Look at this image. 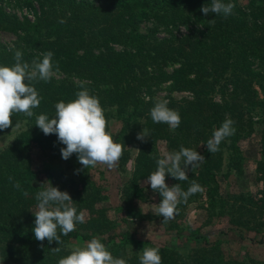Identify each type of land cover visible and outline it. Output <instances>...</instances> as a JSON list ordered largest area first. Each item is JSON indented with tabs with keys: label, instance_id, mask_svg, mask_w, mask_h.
Segmentation results:
<instances>
[{
	"label": "trees",
	"instance_id": "1",
	"mask_svg": "<svg viewBox=\"0 0 264 264\" xmlns=\"http://www.w3.org/2000/svg\"><path fill=\"white\" fill-rule=\"evenodd\" d=\"M24 1L32 3V0ZM35 2L37 9L32 20L27 16L19 18L0 5V30L18 34L13 46L0 50V66H13L17 50L22 53V62L29 65L51 51L53 72L74 75L78 81L52 76L48 82H31L40 98L39 106L32 109L33 116L14 113L12 125L0 130V138L13 129L16 133L0 149V264H58L60 258L73 250L71 243H87L93 238L99 239L114 258L124 259L126 264H140L143 248H158L162 264H264L255 258L227 257L205 239L202 245L182 255L174 248L141 243L129 229L98 234L107 225L93 219L86 221L87 224L80 223L82 227L76 226L68 235H61L59 245L56 241L51 244L47 240L37 241L32 231L38 203L35 195L45 189L36 183V165L41 159L60 157V149L65 147L55 134L44 135L35 125L36 118L41 114L53 118L55 104L76 99L81 85L98 98L106 119V132L113 141L132 144L139 150L134 158L131 186L135 178L147 179L156 170V159L162 158L164 151H179L183 146L196 150L205 161L198 169L187 170V180L178 181L166 174V185L178 183L187 191L195 181L201 188H218L216 173L220 166L226 171L236 168L241 172L243 157L238 143L258 131L256 171L263 187L260 195H248L250 200H244L243 192L235 196L217 194L224 206L239 202L243 211L258 212L263 225L264 115L253 119L247 112L255 106L264 110V98L258 96L256 89L264 94V72L252 67L254 61L264 62V0H248L246 4L222 0L234 4L228 16L203 14L201 7L211 6V0ZM151 19L156 25L167 27L189 24L190 29L179 36L149 38L148 34L139 32L138 26L141 21ZM168 66H172L170 71ZM159 82H168L172 89L188 91L191 95L181 100L150 96L151 85ZM219 88L222 89L220 102L213 99ZM159 100H167V106L179 113L181 123L175 130L152 121L150 109ZM113 114L119 121L116 133L110 131ZM226 119L234 121L235 133L220 143L217 152L209 153L206 143ZM142 130L146 134L144 141L137 139ZM160 144L164 151L162 146L159 150ZM16 182L19 188L13 186ZM92 196L94 192L83 198V206L90 210ZM253 199L256 206L251 203ZM56 247L61 251L53 253L50 249Z\"/></svg>",
	"mask_w": 264,
	"mask_h": 264
},
{
	"label": "rangeland",
	"instance_id": "2",
	"mask_svg": "<svg viewBox=\"0 0 264 264\" xmlns=\"http://www.w3.org/2000/svg\"><path fill=\"white\" fill-rule=\"evenodd\" d=\"M91 4H98L105 0H75ZM246 4L248 0H238ZM0 5L7 11L16 14L19 18L27 16L33 19V13L37 6L35 0L28 3L24 0H0ZM190 29V25H178L167 27L156 25L154 21L143 20L138 26L140 33L148 34L149 38H161L174 34L176 36L187 33L184 29ZM18 41V34L14 32L0 30V50L13 46ZM253 69L264 72V62L254 61ZM172 66H168L170 71ZM54 78L67 77L68 80L78 81L74 75H64L53 72ZM257 94L264 98V94L258 87ZM222 89L219 88L213 94V99L220 102L222 100ZM150 96L156 98L183 99L190 97L188 91H178L172 89L168 82H159L151 85ZM253 119L264 115L261 106H255L247 112ZM119 121L113 114L110 119V131H118ZM14 130V129H13ZM11 130L0 138V149L7 142L11 141L15 134ZM258 130V128H257ZM242 153L241 172L236 168L226 171L219 168L216 178L220 187H204L202 191L188 197L187 201L177 205V212L173 219L167 223H162L163 217L155 215V205L159 204L162 197L159 193L153 192L146 179L135 178L133 180V164L137 147L132 144H123V155L118 166L108 169L106 165L97 164L95 167L83 168L77 156L72 154L67 160L61 156L57 158H44L36 165V183L40 187L47 188L49 183L60 191H66L76 208L77 214L83 213L84 222L93 219V222L106 223L103 233L109 231L120 232L131 230L135 238L141 242H151L158 247L174 248L179 254H186L192 248L202 245L205 240L211 243L214 248H219L227 257L239 260L256 259L264 261V224L260 225V215L255 210L243 211L241 204L230 205L219 200L218 192L228 196L240 195L244 200H250L259 196L262 190V183L257 179L256 161L259 157V134L255 131L251 136L239 141ZM164 151V146L159 145V150ZM198 167L188 166L189 171H194ZM226 171L225 175L222 173ZM138 190H142L138 193ZM92 196L91 210L88 206H83L84 200L89 193ZM90 201V202H91ZM252 205L257 202L253 199ZM219 204L223 205L220 207ZM247 209H249L247 207ZM91 211V212H90ZM93 211V213H92ZM87 224V223H85ZM76 226L82 227L77 223ZM95 228V226H94ZM94 228L91 231H95ZM241 228V229H240ZM86 243H71V248L83 247Z\"/></svg>",
	"mask_w": 264,
	"mask_h": 264
},
{
	"label": "clouds",
	"instance_id": "3",
	"mask_svg": "<svg viewBox=\"0 0 264 264\" xmlns=\"http://www.w3.org/2000/svg\"><path fill=\"white\" fill-rule=\"evenodd\" d=\"M233 8L232 3L225 4L222 0H211V6L203 5L200 11L205 15L211 12L215 15L222 13L228 16ZM210 22L214 21L210 20ZM186 31L187 27L184 29V32ZM53 55L51 51L43 53L42 60H33L29 65L27 62H22V53L17 50L14 53L13 66H0V130L12 125L11 117L14 113L33 116L32 109L39 106L40 98L31 82L40 80L48 82L52 78ZM81 88L82 90L75 94L76 99L55 104L53 118L41 114L37 116L35 125L46 136L55 134L58 141L65 145L60 149L63 159L67 160L75 153L84 169L95 167L97 164L114 169L123 155L124 145L115 143L111 135L106 132V119L98 98L90 95L83 85ZM168 103L167 100L157 101L149 114L154 123H164L175 130L179 127L181 118L177 111L167 106ZM233 124L234 121L226 119L212 133V137L206 143L209 153L217 152L220 143L235 133ZM145 138L146 134L143 130L137 134L138 140L144 141ZM204 161V156L196 150L183 146L179 151H164L162 158L156 159L157 168L147 176L145 184L150 185L153 192L159 193L162 197L160 203L155 205V215L163 217L162 223L174 218L180 202H186L189 196L202 191L201 186L195 181L187 191H183L178 183L169 187L165 183L166 174L178 181L187 180L188 166L195 168ZM11 179L9 177V180ZM13 186L19 188V182ZM35 199L38 203L37 210L33 214L35 226L32 231L37 241L47 240L49 244L56 241L59 245L62 242L61 235H68L75 230L77 223L84 222L83 213L77 214L76 208L72 206L70 195L53 187L51 183L47 188L38 191ZM50 250L53 253L61 251L59 247ZM139 261L140 264H162L159 249L143 248ZM58 264H126V261L114 258L99 239L93 238L85 246L76 247L69 255L60 258Z\"/></svg>",
	"mask_w": 264,
	"mask_h": 264
}]
</instances>
